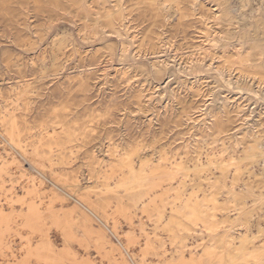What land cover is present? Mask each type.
<instances>
[{
  "label": "rangeland",
  "instance_id": "374dc122",
  "mask_svg": "<svg viewBox=\"0 0 264 264\" xmlns=\"http://www.w3.org/2000/svg\"><path fill=\"white\" fill-rule=\"evenodd\" d=\"M0 168V264H264V0H0Z\"/></svg>",
  "mask_w": 264,
  "mask_h": 264
},
{
  "label": "bare ground",
  "instance_id": "6f19581e",
  "mask_svg": "<svg viewBox=\"0 0 264 264\" xmlns=\"http://www.w3.org/2000/svg\"><path fill=\"white\" fill-rule=\"evenodd\" d=\"M151 3H152V2H151ZM119 9H120V8H119ZM226 11H228V9H226ZM75 16H76V15H75ZM109 18H110V17H109ZM109 18H108V19H109ZM95 23H96V22H95ZM95 29H96V28H95ZM93 31H94V30H93ZM95 31H96V30H95ZM222 39H223V38H222ZM260 43H261V42H260ZM123 44H124V43H123ZM238 51H239V50H238ZM253 52H254V51H253ZM256 52H257V49H256ZM251 54H252V52H251ZM248 55H249V53H248ZM243 60H244V59H243ZM246 62H247V61H246ZM4 115H5V114H4ZM8 115H9V114H8ZM10 116H11V115H10ZM1 118H2V117H1ZM13 119H14V118H13ZM21 124H22V123H21ZM42 126H43V125H42ZM48 126H49V125H48ZM10 128H11V127H10ZM40 128H41V127H40ZM6 129H7V128H6ZM27 129H28V128H27ZM5 131H6V130H5ZM62 131H63V130H62ZM49 132H50V131H49ZM20 134H21V133H20ZM25 134H26V133H25ZM12 135H13V134H12ZM10 136H11V133H10ZM11 138H12V137H11ZM34 142H35V141H34ZM41 142H42V140H41ZM23 145H24V144H23ZM39 145H40V144H39ZM49 147H51V146H49ZM59 147H60V146H59ZM65 147H66V146H65ZM65 147H64V148H65ZM67 147H68V146H67ZM20 148H21V147H20ZM25 148H26V147H25ZM26 149H27V148H26ZM22 150H23V149H22ZM6 152H7V151H6ZM22 152H23V151H22ZM37 152H38V151H37ZM252 152H253V151H252ZM33 153H34V152H33ZM46 153H47V152H46ZM6 154H7V153H6ZM254 154H255V153H254ZM51 155H52V154H51ZM52 156H53V155H52ZM246 156H247V155H246ZM9 157H10V156H9ZM26 157H27V156H26ZM45 157H46V156H45ZM48 157H49V156H48ZM50 157H51V156H50ZM247 157H248V156H247ZM55 158H56V157H55ZM253 158H254V157H253ZM7 159H8V158H7ZM246 159H247V158H246ZM13 160H14V159H13ZM54 160H55V159H54ZM133 160H134V159H133ZM16 161H17V160H16ZM106 161H107V160H106ZM224 161H225V160H224ZM33 162H34V161H33ZM178 162H179V161H178ZM9 163H10V162H9ZM166 163H167V162H166ZM181 163H182V162H181ZM213 163H214V162H213ZM215 163H216V162H215ZM35 164H36V163H35ZM220 164H221V163H220ZM8 165H9V164H8ZM145 165H148V164H145ZM145 165H144V166H145ZM162 165H163V164H162ZM177 165H178V164H177ZM210 165H211V164H210ZM144 166H143V167H144ZM148 166H150V165H148ZM174 166H175V165H174ZM194 166H195V165H194ZM200 166H201V165H200ZM7 167H8V166H7ZM56 167H57V166H56ZM62 167H63V166H62ZM143 167H142V168H143ZM145 167H146V166H145ZM198 167H199V166H198ZM220 167H221V165H220ZM2 168H3V167H2ZM28 168H29V167H28ZM37 168H38V167H37ZM170 168H171V167H170ZM182 168H183V167H182ZM235 168H236V167H235ZM31 169H32V168H31ZM33 169H34V168H33ZM161 169H162V167H161ZM163 169H164V168H163ZM176 169H177V168H176ZM99 170H100V169H99ZM156 170H157V169H156ZM165 170H166V169H165ZM241 170H242V169H241ZM241 170H240V171H241ZM0 171H1V168H0ZM2 171H3V170H2ZM2 171H1V173H2ZM102 171H103V170H102ZM122 171H123V170H122ZM131 171H133V168L131 169ZM145 171H147V170H145ZM167 171H168V169H167ZM171 171H172V169H171ZM171 171H170V172H171ZM178 171H179V170H178ZM105 172H106V171H105ZM147 172H148V171H147ZM154 172H155V171H154ZM154 172H153V173H154ZM179 172H180V171H179ZM187 172H188V171H187ZM121 173H123V172H121ZM145 173H146V172H145ZM172 173H173V172H172ZM239 173H240V172H239ZM135 174H136V173H135ZM143 174H144V172H143ZM146 174H147V173H146ZM218 174H219V173H218ZM26 175H27V174H26ZM119 175H120V174H119ZM138 175H139V174H138ZM149 175H150V174H149ZM149 175H148V176H149ZM164 175H165V174H164ZM166 175H167V174H166ZM175 175H176V174H175ZM175 175H174V176H175ZM209 175H210V174H209ZM0 176H1V175H0ZM106 176H107V175H106ZM140 176H141V173H140ZM140 176H139V177H140ZM148 176H147V177H148ZM176 176H177V175H176ZM133 177H134V176H133ZM154 177H155V176H154ZM178 177H179V176H178ZM66 178H67V177H66ZM122 178H123V177H122ZM142 178H143V177H142ZM148 178H151V177H148ZM28 179H29V178H28ZM101 179H102V178H101ZM136 179H137V178H136ZM175 179H176V178H175ZM169 180H170V179H169ZM167 181H168V180H167ZM114 182H115V181H114ZM124 182H125V181H124ZM142 182H143V180H142ZM145 182L147 183V180H145ZM148 182H150V181H148ZM164 182H165V181H164ZM39 183H40V182H39ZM175 183H176V182H175ZM139 184H140V183H139ZM142 184H143V183H142ZM153 184H154V183H153ZM129 185H130V183H129ZM173 185H174V184H173ZM179 185H180V184H179ZM155 186H156V185H155ZM187 186H188V185H187ZM195 186H196V185H195ZM32 187H33V186H32ZM39 187H40V186H39ZM126 187H127V185H126ZM157 187H159V186L157 185ZM157 187H155V188H157ZM169 188H170V187H169ZM33 189H34V188H33ZM33 189H32V190H33ZM36 189H37V188H36ZM146 189H147V188H146ZM157 189H158V188H157ZM172 189H173V188H172ZM152 190H153V189H152ZM29 191H30V190H29ZM33 191H34V190H33ZM162 191H164V190H162ZM233 191H234V190H233ZM30 192H31V191H30ZM167 192H168V191H167ZM171 192H172V191H171ZM37 193H38V192H37ZM146 193H148V192H146ZM146 193L144 192V194H146ZM168 193H169V192H168ZM182 193H183V192H182ZM26 194H27V193H26ZM29 194H30V193H29ZM35 195H36V194H35ZM45 195H46V194H45ZM146 195H147V194H146ZM164 195H165V194H164ZM167 195H168V194H167ZM22 196H23V195H22ZM185 196H186V195H185ZM12 197H13V196H12ZM29 197H30V196H29ZM57 197H58V196H57ZM146 197H147V196H146ZM6 198H7V197H6ZM16 198H17V197H16ZM38 198H39V196H38ZM142 198H143V197H142ZM153 198H154V197H153ZM155 198H156V197H155ZM19 199H20V198H19ZM23 199H24V198H23ZM39 199H40V198H39ZM51 199H52V198H51ZM156 199H157V198H156ZM213 199H214V198H213ZM215 199H216V198H215ZM237 199H238V198H237ZM162 200H163V199H162ZM165 200H166V199H165ZM219 200H220V199H219ZM0 201H1V200H0ZM9 201H11V199H9ZM24 201H25V200H24ZM48 201H49V200H48ZM102 201H103V200H102ZM153 201H154V200H153ZM155 201H156V200H155ZM189 201H190V200H189ZM203 201H204V200H203ZM206 201H207V200H206ZM7 202H8V201H7ZM13 202H15V201H13ZM18 202H19V201H18ZM39 202H40V201H39ZM59 202H60V201H59ZM143 202H144V201H143ZM163 202H164V201H163ZM177 202H178V201H177ZM192 202H193V201H192ZM0 203H1V202H0ZM16 203H17V202H16ZM43 203H44V202H43ZM54 203H55V202H54ZM141 203H142V202H141ZM146 203H147V201H146ZM151 203H152V202H151ZM170 203H171V202H170ZM201 203H202V202H201ZM201 203H200V207L202 206ZM17 204H18V203H17ZM19 204H20V203H19ZM94 204H95V203H94ZM176 204H177V203H176ZM182 204H183V203H182ZM184 204H185V202H184ZM0 205H1V204H0ZM5 205H6V204H5ZM120 205H121V204H120ZM141 205H142V204H141ZM196 205H197V204H196ZM8 206H9V205H8ZM35 206H36V205H35ZM46 206H47V205H46ZM138 206H139V205H138ZM138 206H137V207H138ZM142 206H143V205H142ZM175 206H176V205H175ZM181 206H182V205H181ZM181 206H180V207H181ZM32 207L34 208V206H32ZM32 207H31L30 209H32ZM37 207H38V206H37ZM123 207H124V206H123ZM137 207H136V208H137ZM157 207H158V206H157ZM166 207H167V206H166ZM173 207H174V206H173ZM195 207H196V206H195ZM210 207H211V206H210ZM11 208H12V207H11ZM127 208H128V207H127ZM162 208H163V207H162ZM202 208H203V207H202ZM12 209H13V208H12ZM30 209H29V210H30ZM34 209H35V208H34ZM34 209H32V210H34ZM166 209H167V208H166ZM178 209H179V208H178ZM182 209H183V208H182ZM182 209H181V212H182ZM184 209H185V208H184ZM190 209H191V207H190ZM32 210H30V211H32ZM37 210H38V209H37ZM127 210H128V209H127ZM143 210H144V209H143ZM0 211H1V210H0ZM12 211H13V210H12ZM30 211H28V212H30ZM160 211H161V210H160ZM160 211H159V212H160ZM177 211H180V210H177ZM185 211H186V210H185ZM197 211H199V209H198ZM28 212H26V213H28ZM33 212H34V211H33ZM167 212H168V211H167ZM200 212H201V211H200ZM202 212H203V211H202ZM11 213H12V212H11ZM30 213H31V212H30ZM173 213H174V212H173ZM182 213H183V212H182ZM182 213H181V214H182ZM125 214H126V213H125ZM199 214H200V213H199ZM8 215H9V214H8ZM28 215H29V214H28ZM157 215H158V214H157ZM164 215H165V214H164ZM173 215H174V214H173ZM186 215H187V214H186ZM154 216H155V215H154ZM159 216L161 217L162 215H159ZM178 216H179V214H178ZM4 217H5V216H4ZM7 217H8V216H7ZM7 217H6V218H7ZM59 217H60V216H59ZM155 217H156V216H155ZM186 217H187V216H186ZM34 218H36V217H34ZM156 219H157V217H156ZM165 219H166V218H165ZM169 219H170V218H169ZM184 219H185V218H184ZM184 219H183V220H184ZM186 219H187V218H186ZM3 220H4V219H3ZM7 220H8V219H7ZM40 220H41V219H40ZM160 220H162V219L160 218ZM37 221H38V220H37ZM158 221H159V219H158ZM58 222H59V221H58ZM156 222H157V221H156ZM160 222H161V221H160ZM176 222H178V221H176ZM31 223H32V222H31ZM35 223H36V222H35ZM190 223H191V222H190ZM194 223H195V222H194ZM161 224H162V223H161ZM174 224H175V223H174ZM174 224H173V225H174ZM198 224H199V223H198ZM206 224H207V223H206ZM29 225H30V224H29ZM168 225H171V224H168ZM168 225H167V226H168ZM9 226H10V225H9ZM199 226H200V225H199ZM248 226H249V225H248ZM24 227H25V226H24ZM193 227H194V226H193ZM200 227H201V226H200ZM188 228H189V227H188ZM211 228H212V227H211ZM8 229H10V227H9ZM24 229H27V227L24 228ZM201 229H202V228H201ZM10 230H11V229H10ZM177 230H178V229H177ZM181 230H182V229H181ZM11 231H12V230H11ZM233 231H234V230H233ZM171 232H172V231H171ZM205 232H206V231H205ZM243 232H244V231H243ZM243 232L240 233V234L242 235L241 237L244 236V235L242 234ZM14 233H15V232H14ZM19 233H20V232H19ZM212 233H213V231H212ZM247 233H248V232H247ZM16 234H17V233H16ZM125 234H126V233H125ZM19 235H20V234H19ZM245 235H246V234H245ZM228 237H230V236H228ZM244 237H245V236H244ZM9 238H10V237H9ZM202 238H203V237H202ZM225 238H226V237H225ZM225 238H224V239H225ZM233 238H234V237H233ZM4 239H6V238H4ZM243 239H244V238H243ZM22 240H23V239H22ZM40 240H41V239H40ZM48 240H49V239H48ZM202 240H205V239H202ZM227 240H228V238H227ZM230 240H232V239H230ZM251 240H252V239H251ZM28 241H29V240H28ZM214 241H215V240H214ZM217 241H218V240H217ZM221 241H222V240H221ZM223 241H224V240H223ZM232 241H233V240H232ZM249 241H250V240H249ZM8 242H9V241H8ZM8 242H7V243H8ZM24 242H25V241H24ZM208 242H209V241H208ZM229 242H230V241H229ZM247 242H248V241H247ZM220 243H221V242L219 241V244H220ZM231 243H232V242H231ZM231 243H230V246H231ZM254 243H255V242H254ZM165 244H166V243H165ZM208 244H209V243H208ZM214 244H215V243H214ZM216 245H217V243H216ZM220 245H221V244H220ZM222 245H223V244H222ZM227 245H228V244H227ZM234 245H235V244H234ZM0 246H1V245H0ZM33 246H34V245H33ZM40 246H41V245H40ZM151 246H152V245H151ZM209 246H210V245H209ZM232 246H233V243H232ZM20 247H21V246H20ZM27 247H28V246H27ZM207 247H208V246H207ZM216 247H218V246H216ZM235 247H236V245H235ZM245 247H246V246H245ZM21 248H22V247H21ZM25 248H26V247H25ZM190 248H191V247H190ZM212 248H213V247H212ZM233 248H234V247H233ZM237 248H239V247H236V250H234V251L237 252V250H238ZM31 249H32V248H31ZM33 249H34V248H33ZM230 249H231V248H230ZM254 249H255V248H254ZM16 250H17V249H16ZM18 250H19V249H18ZM185 250H186V249H185ZM217 250H218V249H217ZM217 250H216V252H217ZM222 250H223V249H221V251H222ZM242 250H245V249L242 248L241 251H242ZM193 251H194V250H193ZM193 251H192V252H193ZM203 251H204V250H203ZM234 251H233V252H234ZM246 251L249 252V253H251V251H248L247 249H246ZM259 251H260V250H259ZM20 252H21V251H20ZM194 252H195V251H194ZM196 252H197V251H196ZM208 252H209V251H208ZM214 252H215V251H214ZM231 252H232V251H231ZM262 252H264V251H262ZM3 253H4V251H3ZM201 253H202V251H201ZM211 253H212V252H211ZM241 253H242V252H240L239 255H241ZM258 253H259V252H258ZM37 254H38V253H37ZM203 254H205V252H204ZM209 254H210V253H209ZM209 254H208V255H209ZM234 254H235V253H234ZM243 254H244V252H243ZM198 255H200V254L198 253ZM216 255H217V254H216ZM250 255H251V254H250ZM255 255H256V254H255ZM255 255H254V256H255ZM26 256H27V255H26ZM195 256H196V255H195ZM195 256H194V257H195ZM204 256H205V255H204ZM204 256H203V257H204ZM232 256H233V255H232ZM248 256H249V254H248ZM192 257H193V256H192ZM199 257H200V256H199ZM208 257H209V256H208ZM245 257H246V256H245ZM204 258H205V257H204ZM210 258H211V257H210ZM235 258H236V257H235ZM248 258H249V257H248ZM257 258H258V257H257ZM27 259H28V257H27ZM75 259H76V258H75ZM194 259H196V258H194ZM194 259H192V260L195 261ZM208 259H209V258H208ZM211 259H212V258H211ZM232 259H233V258H232ZM232 259H231V260H232ZM236 259H238V258H236ZM240 259H243V257H241ZM240 259H239V260H240ZM246 259H247V257H246ZM190 260H191V259H190ZM202 260H203V259H202ZM202 260H201V261H202ZM214 260H215V259H214ZM247 260H248V259H247ZM253 260H254V259H253ZM255 260H256V261H260V260H257L256 258H255ZM255 260H254V261H255ZM201 261H200L199 263H201ZM204 261H205V260H204ZM209 261H210V260H209ZM223 261H224V260H223ZM248 261H249V260H248ZM254 261H253V263H254ZM45 262H46V259H45ZM190 262H191V261H190ZM202 262H203V261H202ZM210 262H211V261H210ZM210 262H208V263H210ZM245 262H246V261H245ZM141 263H142V262H141ZM186 263H187V262H186ZM208 263H207V264H208ZM218 263H219V262H218ZM224 263H225V262H224ZM233 263H234V262H233ZM237 263H238V262H237ZM260 263H261V262H260ZM262 263H263V261H262ZM193 264H194V263H193ZM195 264H197V262H195ZM201 264H202V263H201ZM219 264H220V263H219ZM227 264H228V263H227ZM249 264H250V263H249Z\"/></svg>",
  "mask_w": 264,
  "mask_h": 264
}]
</instances>
